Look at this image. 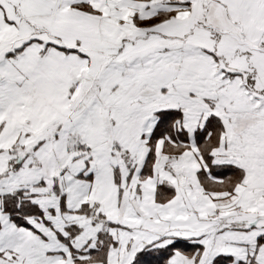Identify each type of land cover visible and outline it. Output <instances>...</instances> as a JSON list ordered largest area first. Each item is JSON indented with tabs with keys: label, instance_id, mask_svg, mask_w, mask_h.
<instances>
[{
	"label": "snow or ice",
	"instance_id": "6c2138e0",
	"mask_svg": "<svg viewBox=\"0 0 264 264\" xmlns=\"http://www.w3.org/2000/svg\"><path fill=\"white\" fill-rule=\"evenodd\" d=\"M0 264H264V0H0Z\"/></svg>",
	"mask_w": 264,
	"mask_h": 264
}]
</instances>
